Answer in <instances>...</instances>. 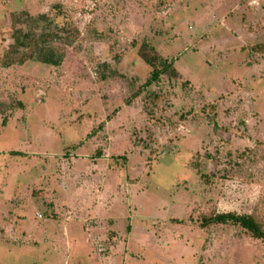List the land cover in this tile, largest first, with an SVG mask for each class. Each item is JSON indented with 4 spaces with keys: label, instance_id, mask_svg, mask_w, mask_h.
Listing matches in <instances>:
<instances>
[{
    "label": "rangeland",
    "instance_id": "374dc122",
    "mask_svg": "<svg viewBox=\"0 0 264 264\" xmlns=\"http://www.w3.org/2000/svg\"><path fill=\"white\" fill-rule=\"evenodd\" d=\"M22 13L59 65H4ZM258 43L264 0H0V264H264L202 224L264 230Z\"/></svg>",
    "mask_w": 264,
    "mask_h": 264
},
{
    "label": "trees",
    "instance_id": "16d2710c",
    "mask_svg": "<svg viewBox=\"0 0 264 264\" xmlns=\"http://www.w3.org/2000/svg\"><path fill=\"white\" fill-rule=\"evenodd\" d=\"M41 19L45 21L44 16L32 17L27 15V13L13 15V24L23 23L27 28L13 27L11 33L12 43L9 45L3 58L5 66L22 64L27 60H35L48 65H59L62 55L56 52V48L49 46L48 37L50 34L48 33V30L45 28L39 32L36 30ZM252 49L256 52L264 53V43L255 44L252 46ZM160 66V69L156 68L152 70L151 78L146 82V84L150 83L154 79H158L160 74L166 73L170 68H172L171 62H168L167 60H161ZM10 153L12 155L23 154L16 151H12ZM228 221L239 224L251 236L264 241V230L252 216L236 215L232 213L218 214L205 219L202 224L211 222L224 223Z\"/></svg>",
    "mask_w": 264,
    "mask_h": 264
},
{
    "label": "crops",
    "instance_id": "0c3cea01",
    "mask_svg": "<svg viewBox=\"0 0 264 264\" xmlns=\"http://www.w3.org/2000/svg\"><path fill=\"white\" fill-rule=\"evenodd\" d=\"M71 218L72 219H69V221H71V220H73V215L71 216ZM79 220V219H78ZM80 221V220H79ZM74 226V225H73ZM77 227H78V224L76 225ZM34 244H36L35 242H34Z\"/></svg>",
    "mask_w": 264,
    "mask_h": 264
}]
</instances>
